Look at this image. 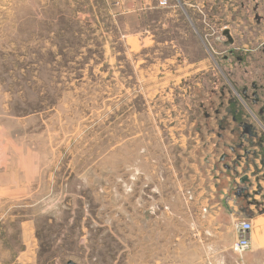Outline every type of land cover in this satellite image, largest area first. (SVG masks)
I'll return each mask as SVG.
<instances>
[{"label":"rangeland","instance_id":"374dc122","mask_svg":"<svg viewBox=\"0 0 264 264\" xmlns=\"http://www.w3.org/2000/svg\"><path fill=\"white\" fill-rule=\"evenodd\" d=\"M246 152L264 0H0V264H204L213 168L259 231Z\"/></svg>","mask_w":264,"mask_h":264},{"label":"crops","instance_id":"0c3cea01","mask_svg":"<svg viewBox=\"0 0 264 264\" xmlns=\"http://www.w3.org/2000/svg\"><path fill=\"white\" fill-rule=\"evenodd\" d=\"M231 54V52H230ZM243 59H241L242 61ZM228 61H231L230 59ZM238 64H241L242 62L240 60H237ZM263 62V61H262ZM257 83L259 81H252V83ZM259 84V83H258ZM237 117V116H235ZM234 116H231L232 122H234ZM237 121V118L236 120ZM241 124V123H240ZM231 132H233L231 130ZM233 150V149H229ZM242 150L239 147H236V151ZM249 152L245 153V160L251 159L253 162H248L246 161L244 163V167L241 163L238 165L240 167H243V177L249 176L248 174L253 170H260V165L255 161V158L252 156L255 155V153L247 154ZM222 157L219 160V165L224 166L225 170L228 171L232 168V158L231 156L228 158L227 155H222ZM211 156L209 155V159H205V164L208 162L212 161L210 160ZM208 165V164H207ZM212 177L207 179V185L208 187L211 186L212 192L209 193L208 197L206 198V210H205V219L209 220L211 223V226L206 229V238H205V243L207 246V253H206V258L205 262L203 261L204 264H264V211L260 213L257 216L258 222L260 223L259 226V231H255L254 233L251 232L250 234V250L244 255L241 261H239L237 258H235L232 255L231 252V246L232 244L236 241V235L234 234V231L229 228L230 221H228V226L225 227V223L223 226V222L225 220H231L233 217H240V218H247L246 214L248 213L246 210V207L248 206L249 209L255 208L254 206H251L250 204V196L251 192H245L244 190L246 187L251 186V184L248 183V180L245 179L247 182L241 183L240 184H232V181L227 178L225 180H222L220 174L217 171V168H213L211 172ZM256 182H258V187L263 188L261 184H264V174L261 175L260 173L254 175ZM263 177V179H261ZM213 179V180H211ZM211 181V182H210ZM222 183H224L222 185ZM227 183V184H226ZM257 184V183H256ZM179 191L181 188L179 187ZM230 191L232 192L230 194ZM264 192V188L262 190ZM181 192V191H180ZM224 194H223V193ZM262 197L261 202L258 204L259 209L264 210V195H260ZM237 202L238 205L242 204L243 206L240 207L238 206L237 209L232 206L234 202ZM247 205V206H246ZM29 264H32V258L27 259ZM34 260V259H33ZM9 264H17V261L11 262Z\"/></svg>","mask_w":264,"mask_h":264},{"label":"built area","instance_id":"2783aa9c","mask_svg":"<svg viewBox=\"0 0 264 264\" xmlns=\"http://www.w3.org/2000/svg\"><path fill=\"white\" fill-rule=\"evenodd\" d=\"M159 7H165V2L160 1ZM233 231L236 235V241L231 246L234 255L242 257L250 250V234L252 232V224L247 220L235 219L233 221Z\"/></svg>","mask_w":264,"mask_h":264},{"label":"flooded vegetation","instance_id":"af4514ba","mask_svg":"<svg viewBox=\"0 0 264 264\" xmlns=\"http://www.w3.org/2000/svg\"><path fill=\"white\" fill-rule=\"evenodd\" d=\"M237 60H240L241 61V58H237ZM253 88H255V85L254 84H253ZM244 93H245V91H244ZM252 96L254 97L253 100H256V95L254 93L252 94Z\"/></svg>","mask_w":264,"mask_h":264},{"label":"water","instance_id":"95a60500","mask_svg":"<svg viewBox=\"0 0 264 264\" xmlns=\"http://www.w3.org/2000/svg\"><path fill=\"white\" fill-rule=\"evenodd\" d=\"M243 181H245V178L244 179H242V181L241 182H243ZM67 264H74L73 262H68Z\"/></svg>","mask_w":264,"mask_h":264}]
</instances>
